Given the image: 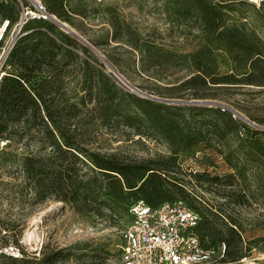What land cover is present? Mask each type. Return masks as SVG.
Wrapping results in <instances>:
<instances>
[{"label": "rangeland", "instance_id": "rangeland-1", "mask_svg": "<svg viewBox=\"0 0 264 264\" xmlns=\"http://www.w3.org/2000/svg\"><path fill=\"white\" fill-rule=\"evenodd\" d=\"M47 1L0 0V27L7 21L5 15L19 17L6 27L0 41V76L15 72L4 49L16 42L30 17H49L38 6L41 2L46 8ZM175 1L68 0L67 7L76 13L63 22L98 52L64 29L80 42L73 46L78 55H60L53 65L33 75L31 84L43 94V114L47 107L61 129L82 131L86 147L125 160L173 158L174 171L169 176L184 188L178 198L214 220L218 231L226 233V223L240 234H226L231 239L228 255L213 264H243L244 256L264 264V85L211 87L208 98H194L192 92L178 87L194 71L193 55L207 45L208 33L197 10L185 15ZM212 1L224 4L232 23L264 40V0ZM137 40L138 48L132 46ZM147 45L176 57L171 65L144 73L140 64ZM212 54L219 71L229 72L228 54L218 49ZM109 79L119 90L112 107L103 92ZM89 89L92 96L84 100ZM126 92L212 107L186 111L196 128L203 130V137L196 146L183 149L150 129L145 120L125 125L122 115L136 112L123 99ZM215 108L237 122L234 131H228ZM50 127L55 136H49L44 124L23 119L0 139V264H29L25 259L41 257L44 247L64 248L76 255L58 264H122L120 245L130 221L123 198L101 194L102 203L95 210L82 211L54 195L39 199L29 181L23 158L30 151L52 158L59 154L55 147L59 131ZM81 168L87 178L102 180L89 165L81 164Z\"/></svg>", "mask_w": 264, "mask_h": 264}, {"label": "trees", "instance_id": "trees-1", "mask_svg": "<svg viewBox=\"0 0 264 264\" xmlns=\"http://www.w3.org/2000/svg\"><path fill=\"white\" fill-rule=\"evenodd\" d=\"M67 2L68 0H48L45 10L63 22L70 19L71 12L76 13L67 7ZM175 2L178 10L185 15H189L193 9L197 10L208 33L207 45L193 55L194 71L178 87L192 92L194 98H208L211 94L208 89L211 87H221L224 84L264 85V40L255 31L232 23L229 13L224 10V4H216L212 0ZM5 17L8 21L7 28L19 20L18 16L9 14ZM65 30L50 16L30 17L24 23L8 55L7 61L14 67L15 72L4 75L0 80V139L6 135L11 125L23 119L26 122L32 119L44 124L49 136H55V129L50 127L51 124L59 131L55 146L59 154L56 157H43L30 151L23 158L24 171L35 187L39 199L45 200L54 195L63 201L76 204L82 211L95 210L102 203L99 201L101 194L121 201L123 198L128 211L131 205L141 199L152 206L179 199L178 195L184 193V188L169 176L174 171L173 158L125 160L114 154L101 153L84 145L85 136L79 129H61L54 113L47 107L43 114V94L31 81L33 75L44 67L53 65L60 55L70 58L78 55L73 47L80 45L76 39L78 37L72 33L76 38L73 37ZM132 46L138 48L141 44L137 40L132 42ZM147 47L142 52L140 64L144 73L151 72L152 67H167L176 57L175 53L155 45ZM213 49L228 54L231 60L229 72L219 71L216 57L212 54ZM109 82L103 92L108 95L112 107L119 97V90L111 79ZM87 96H92L91 89L83 99ZM123 99L136 111L122 115L125 125L132 127L145 120L150 129L183 149L196 146L203 137V130L196 128V121L192 123L186 111L212 108L166 102L133 92L124 93ZM213 111L218 112L228 131L236 129L237 122L230 115L221 112L220 108ZM203 124L208 122L202 121ZM81 164L89 165L102 180L98 181L96 176L87 178ZM202 175L204 174L195 173L196 177ZM223 225L226 233L218 231L214 220L202 214L196 233L206 247H218L225 243L226 258L231 242L226 234L238 237L240 234L233 225ZM73 256L76 255L64 248L44 247L41 257L31 256L25 261L29 264H58Z\"/></svg>", "mask_w": 264, "mask_h": 264}, {"label": "built area", "instance_id": "built-area-1", "mask_svg": "<svg viewBox=\"0 0 264 264\" xmlns=\"http://www.w3.org/2000/svg\"><path fill=\"white\" fill-rule=\"evenodd\" d=\"M38 6L40 11H45L41 2H38ZM7 25L8 21L0 41ZM13 45L7 51L4 49L5 57ZM129 213L130 221L120 245L122 264H213L226 256L225 243L218 247L204 246L196 233L201 215L182 199L167 201L158 206H152L141 199L131 205ZM242 262L263 264L259 259L248 256H244Z\"/></svg>", "mask_w": 264, "mask_h": 264}, {"label": "water", "instance_id": "water-1", "mask_svg": "<svg viewBox=\"0 0 264 264\" xmlns=\"http://www.w3.org/2000/svg\"><path fill=\"white\" fill-rule=\"evenodd\" d=\"M46 15L50 16L52 19H54L55 21H57L62 28L70 31L71 33H73L74 35H76L81 41H83L84 43H86L87 45L91 46L92 49H94L96 51V53L98 52L96 50V48L90 44V42H88L83 36H81L80 34L76 33L74 30H72L70 27H68V25L60 20H58L56 17L52 16V15H49L46 10L44 11ZM120 75V77L124 80V81H127L123 76L122 74L118 73ZM128 82V81H127ZM145 97H148V98H153V99H158V100H162V101H166V102H174V103H178V102H188V101H183V100H174V99H164V98H159V97H155L153 95H150V94H144Z\"/></svg>", "mask_w": 264, "mask_h": 264}, {"label": "bare ground", "instance_id": "bare-ground-1", "mask_svg": "<svg viewBox=\"0 0 264 264\" xmlns=\"http://www.w3.org/2000/svg\"><path fill=\"white\" fill-rule=\"evenodd\" d=\"M5 28V24H2L1 27H0V34L2 33V31L4 30Z\"/></svg>", "mask_w": 264, "mask_h": 264}]
</instances>
